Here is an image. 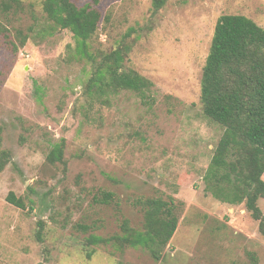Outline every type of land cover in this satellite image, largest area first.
<instances>
[{
	"label": "rangeland",
	"instance_id": "374dc122",
	"mask_svg": "<svg viewBox=\"0 0 264 264\" xmlns=\"http://www.w3.org/2000/svg\"><path fill=\"white\" fill-rule=\"evenodd\" d=\"M20 1L21 9L0 6V127L12 155L0 172V264H253L250 253L264 264V236L245 205L205 192L224 129L201 101L219 18L243 15L264 28V0H167L159 11L153 0H74L102 14L95 51L128 46L125 70L154 83L153 107L129 92L90 107L91 67L69 50L73 34L51 28L44 0ZM63 141L64 163L50 164ZM11 192L25 209L7 202ZM104 192L111 203L96 200ZM147 198L179 220L161 260L143 248L87 245L90 235L121 234L125 220L143 230L136 204Z\"/></svg>",
	"mask_w": 264,
	"mask_h": 264
},
{
	"label": "trees",
	"instance_id": "16d2710c",
	"mask_svg": "<svg viewBox=\"0 0 264 264\" xmlns=\"http://www.w3.org/2000/svg\"><path fill=\"white\" fill-rule=\"evenodd\" d=\"M167 0H153L159 11ZM95 5L100 0H93ZM3 12L23 7L20 0H0ZM43 11L53 29L73 34L75 47L69 46L73 57L91 67L85 95L94 104L110 103L122 92L133 93L148 107H153L154 83L135 71L125 70L129 51L124 43L110 53L95 51L90 40L99 29L101 12L91 4L79 7L74 0H44ZM24 37L22 45L27 43ZM201 101L205 116L220 125L224 133L214 151L204 176L205 192L215 200L229 205H245L253 220L259 223L264 236V28L243 15H223L219 18L212 38L210 52L203 69ZM0 127V172L11 162L12 155L3 149ZM54 165L64 163V141L54 146L47 157ZM114 194L102 193L96 200L109 204ZM7 202L25 209L23 198L10 193ZM144 217L143 230L121 225V234L110 238L90 235L87 245H110L118 251L143 248L159 261L178 228V218L167 210L162 199L139 200ZM37 239L44 241L45 223H38ZM93 251L88 254L91 258ZM250 260L258 264L255 254Z\"/></svg>",
	"mask_w": 264,
	"mask_h": 264
}]
</instances>
